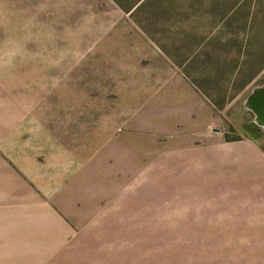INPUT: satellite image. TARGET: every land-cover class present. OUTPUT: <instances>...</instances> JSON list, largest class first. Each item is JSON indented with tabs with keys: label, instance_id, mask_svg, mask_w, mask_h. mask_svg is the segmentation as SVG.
Here are the masks:
<instances>
[{
	"label": "rangeland",
	"instance_id": "374dc122",
	"mask_svg": "<svg viewBox=\"0 0 264 264\" xmlns=\"http://www.w3.org/2000/svg\"><path fill=\"white\" fill-rule=\"evenodd\" d=\"M264 0H0V264H264Z\"/></svg>",
	"mask_w": 264,
	"mask_h": 264
},
{
	"label": "water",
	"instance_id": "95a60500",
	"mask_svg": "<svg viewBox=\"0 0 264 264\" xmlns=\"http://www.w3.org/2000/svg\"><path fill=\"white\" fill-rule=\"evenodd\" d=\"M244 106L254 114L256 124L264 128V84L252 89Z\"/></svg>",
	"mask_w": 264,
	"mask_h": 264
},
{
	"label": "trees",
	"instance_id": "16d2710c",
	"mask_svg": "<svg viewBox=\"0 0 264 264\" xmlns=\"http://www.w3.org/2000/svg\"><path fill=\"white\" fill-rule=\"evenodd\" d=\"M256 127H257L256 130H259L258 128H261V127H259L258 125H257ZM262 149H263V151H264V147H262Z\"/></svg>",
	"mask_w": 264,
	"mask_h": 264
},
{
	"label": "crops",
	"instance_id": "0c3cea01",
	"mask_svg": "<svg viewBox=\"0 0 264 264\" xmlns=\"http://www.w3.org/2000/svg\"><path fill=\"white\" fill-rule=\"evenodd\" d=\"M258 151H259L262 155H264V154L261 152V150L259 149V147H258Z\"/></svg>",
	"mask_w": 264,
	"mask_h": 264
}]
</instances>
